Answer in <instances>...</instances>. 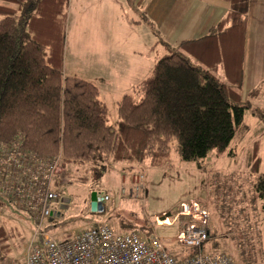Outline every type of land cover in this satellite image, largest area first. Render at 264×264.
Returning a JSON list of instances; mask_svg holds the SVG:
<instances>
[{"label":"trees","instance_id":"obj_1","mask_svg":"<svg viewBox=\"0 0 264 264\" xmlns=\"http://www.w3.org/2000/svg\"><path fill=\"white\" fill-rule=\"evenodd\" d=\"M221 1L229 10L207 34L163 43L166 53L156 55L150 75L117 101L116 120L109 124L98 87L64 74L68 0H0V144L20 136L22 147L39 157L60 152L65 169L89 164L90 176L76 178L82 183L100 180L108 162L129 170L143 163L162 167L172 142L184 162L223 152L245 113L264 122V108L251 109L260 87L246 98L240 94L248 0ZM218 68L224 80L215 75ZM254 189L264 219V174ZM107 211L89 207L94 215ZM133 216L115 214L114 231L137 228L151 236L152 229ZM13 237L0 225V264H9Z\"/></svg>","mask_w":264,"mask_h":264},{"label":"rangeland","instance_id":"obj_2","mask_svg":"<svg viewBox=\"0 0 264 264\" xmlns=\"http://www.w3.org/2000/svg\"><path fill=\"white\" fill-rule=\"evenodd\" d=\"M122 2L68 0L67 4L64 74L93 83L99 91L104 84L100 80H105L107 95L100 91V100L107 107L109 124L116 120V103L121 97L117 95L119 90H112L117 84L112 82L111 76L108 73L103 76L101 63L111 59L108 46L110 41H114L113 20L118 17L120 19L121 15L125 19L129 15L127 10L124 11V5L128 6V3ZM250 12L249 34L245 45L246 80L240 94L246 98L250 91L260 87V93L251 101V109H256L264 108V57L261 64L259 58L257 68L251 64L256 42L252 36V10ZM160 39L164 44L174 46L163 34H160ZM157 43H154L152 50L158 48L159 55L166 53L165 48L158 47ZM100 44L106 49L105 56L99 55ZM153 64L154 60L150 63L149 75ZM222 72L218 68L215 75L224 80ZM130 93L132 91L124 94ZM17 138L22 142L20 136ZM171 146L169 162L162 167H150L143 163L129 170L120 163L108 162L100 180L84 183L76 178L81 175L90 176V165H70L65 169L61 165V153L58 152L57 155L61 157L58 171L62 182L55 188L68 201L63 203L62 208L60 203L54 204L62 216H52L45 220L44 230L48 227L50 230L46 232L63 239L67 234L88 228L89 224L95 222L106 223L114 228L115 214L123 212L126 216V213L132 212L138 224L151 228V236L157 237L179 259L189 255L191 249L177 245L178 222L173 223L172 219L181 204L197 202L210 214L209 239L203 245L205 253L226 254L235 264H264L262 201L254 189L259 176L264 174V122L253 116L251 110L247 111L228 147L223 152L210 150L205 158L197 161H180L175 142ZM66 170L68 175L65 174ZM134 186L139 187L137 194L133 190ZM92 192H96L97 196H109V201L103 205L108 208L107 215L89 212ZM23 212L20 206L0 193V225L14 233L10 241L13 248L9 264H24L28 245L37 241L35 221ZM166 214H169L167 219L170 225H167L165 219L157 223V219Z\"/></svg>","mask_w":264,"mask_h":264},{"label":"built area","instance_id":"obj_3","mask_svg":"<svg viewBox=\"0 0 264 264\" xmlns=\"http://www.w3.org/2000/svg\"><path fill=\"white\" fill-rule=\"evenodd\" d=\"M60 159V155L39 157L25 150L18 138L0 145V193L35 221L37 241L28 245L24 264H235L226 254L204 252L210 214L197 202L181 204L172 219L178 222L177 245L191 249L184 258L171 255L155 236L145 237L136 229L116 233L106 223L80 229L63 239L49 234L44 230L45 220L59 215L54 204L60 203L62 208L64 201L55 188L62 182ZM138 189L133 187L136 194ZM98 197L102 204L109 201L108 195Z\"/></svg>","mask_w":264,"mask_h":264},{"label":"crops","instance_id":"obj_4","mask_svg":"<svg viewBox=\"0 0 264 264\" xmlns=\"http://www.w3.org/2000/svg\"><path fill=\"white\" fill-rule=\"evenodd\" d=\"M128 3L124 5L128 16L122 15L113 20L115 24L114 41L109 42V61L102 62V73H108L115 82L113 91L119 90L120 97L130 92L142 80L149 76V67L155 54H160L158 48L152 50L154 43L163 46L160 34L170 39L173 45L183 40L199 39L210 30L229 10V5L221 0H120ZM123 3V2H122ZM252 3V4H251ZM124 4V3H123ZM252 7L254 43V58L252 65L257 68L264 57V0H248V25L246 40L249 34L250 8ZM122 38L124 39L122 41ZM246 45V43H245ZM100 56H105L104 47L100 44ZM162 51L161 53H163ZM256 58V59H255ZM258 58V59H257ZM264 66V64L262 65ZM264 69V68H262ZM258 72L259 69H256ZM246 80V66L244 54V81ZM100 91L107 95L104 79L100 80ZM112 84V83H111ZM99 91V93H100ZM122 94V95H121ZM117 95L115 98H117ZM119 97V98H120ZM118 98V99H119ZM117 100V99H116ZM68 200L65 199V203ZM61 213V212H60ZM60 218L62 215H55ZM99 223V222H98ZM97 222L88 227L95 226ZM209 239V238H208ZM207 242V241H206ZM205 242V243H206Z\"/></svg>","mask_w":264,"mask_h":264},{"label":"water","instance_id":"obj_5","mask_svg":"<svg viewBox=\"0 0 264 264\" xmlns=\"http://www.w3.org/2000/svg\"><path fill=\"white\" fill-rule=\"evenodd\" d=\"M102 210H103V204L101 200L97 196L96 192H92L91 197H90V211L95 213V212H101ZM168 217H169V214H166L164 217H160V219L163 220Z\"/></svg>","mask_w":264,"mask_h":264},{"label":"bare ground","instance_id":"obj_6","mask_svg":"<svg viewBox=\"0 0 264 264\" xmlns=\"http://www.w3.org/2000/svg\"><path fill=\"white\" fill-rule=\"evenodd\" d=\"M164 222H165V221H163V223H164ZM163 223H162V224H163ZM166 223H167V222H166Z\"/></svg>","mask_w":264,"mask_h":264}]
</instances>
